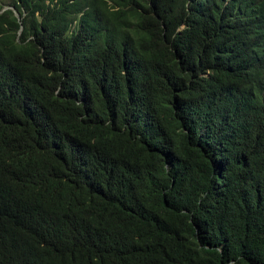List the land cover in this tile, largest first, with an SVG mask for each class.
I'll return each mask as SVG.
<instances>
[{
    "label": "trees",
    "instance_id": "obj_1",
    "mask_svg": "<svg viewBox=\"0 0 264 264\" xmlns=\"http://www.w3.org/2000/svg\"><path fill=\"white\" fill-rule=\"evenodd\" d=\"M0 264H264V0H0Z\"/></svg>",
    "mask_w": 264,
    "mask_h": 264
},
{
    "label": "clouds",
    "instance_id": "obj_2",
    "mask_svg": "<svg viewBox=\"0 0 264 264\" xmlns=\"http://www.w3.org/2000/svg\"><path fill=\"white\" fill-rule=\"evenodd\" d=\"M15 16H17L16 12H14Z\"/></svg>",
    "mask_w": 264,
    "mask_h": 264
}]
</instances>
